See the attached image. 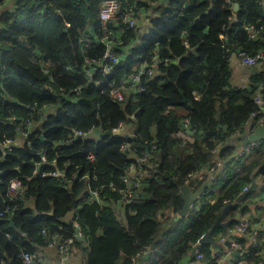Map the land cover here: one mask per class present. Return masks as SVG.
Instances as JSON below:
<instances>
[{
  "label": "clouds",
  "instance_id": "obj_1",
  "mask_svg": "<svg viewBox=\"0 0 264 264\" xmlns=\"http://www.w3.org/2000/svg\"><path fill=\"white\" fill-rule=\"evenodd\" d=\"M33 8L37 83L0 74V264H264V0H8L0 29Z\"/></svg>",
  "mask_w": 264,
  "mask_h": 264
},
{
  "label": "trees",
  "instance_id": "obj_2",
  "mask_svg": "<svg viewBox=\"0 0 264 264\" xmlns=\"http://www.w3.org/2000/svg\"><path fill=\"white\" fill-rule=\"evenodd\" d=\"M6 0H0V6H2ZM18 2V0H17ZM219 2V0H218ZM219 5H217L218 7ZM199 6H194L192 8V11H198ZM35 12L36 9L33 8L29 10L27 16L25 19L21 20L19 18L16 19V22H14L9 29H0V43H8L11 42L15 45L12 49H4L0 48V74H2L6 79L4 83L6 84V87L9 88V93L12 94V89L15 86H21L24 88H27L28 90H31L32 85L36 84L37 81L33 77L32 72L25 68L23 64L19 63L18 61H24L27 63V56L30 54V49L24 47V45L20 44L17 40L14 39V36L22 33H30L34 31L33 25L35 23ZM15 14L8 12V14L4 15L0 23L7 24L10 19L13 18ZM215 15H218V13H209L206 14L208 17H214ZM204 19V17H202ZM55 22H59V18L57 17L55 21L52 20L51 15H49L46 18L45 24L41 26V33L38 37H33V40L41 43L42 45L45 43L44 39V32L47 31L50 27V25ZM162 23V22H161ZM164 29H167L168 25L164 24L162 26ZM63 39V37H61ZM152 46L151 40L145 44L142 48L137 49L138 52H147L150 50ZM191 68V64H187L185 66V71H188ZM68 104H84V101L80 100H73L68 99ZM7 104H16V107H22V105L17 103V100H11L7 101L5 103V107H7ZM173 107L177 109H182L183 105H173ZM216 107L219 109L221 107L219 100H217ZM57 124L60 123V121H56ZM129 142H131V138H129ZM130 161L132 158H129ZM6 163L10 164H16L18 163V160L16 157H12L10 161H7ZM23 171L28 172L29 171V165L25 164L23 166ZM16 172L14 169H9L6 171L3 177H0L2 179L7 180L8 177L15 175ZM66 191V189L64 190ZM151 199V197H149ZM23 211H28V209H24ZM125 215H127V210H125Z\"/></svg>",
  "mask_w": 264,
  "mask_h": 264
},
{
  "label": "crops",
  "instance_id": "obj_3",
  "mask_svg": "<svg viewBox=\"0 0 264 264\" xmlns=\"http://www.w3.org/2000/svg\"><path fill=\"white\" fill-rule=\"evenodd\" d=\"M7 2H8V0H6L5 3H7ZM15 2H17V0H15ZM6 14H8L7 9H5L4 11H0V20H1V18H2L4 15H6ZM241 78H243V73H241Z\"/></svg>",
  "mask_w": 264,
  "mask_h": 264
}]
</instances>
